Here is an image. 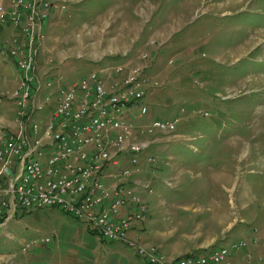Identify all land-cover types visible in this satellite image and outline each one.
Wrapping results in <instances>:
<instances>
[{"label":"rangeland","instance_id":"374dc122","mask_svg":"<svg viewBox=\"0 0 264 264\" xmlns=\"http://www.w3.org/2000/svg\"><path fill=\"white\" fill-rule=\"evenodd\" d=\"M115 5L114 0L84 1L81 6L91 17L103 16L94 25L68 17L72 12L68 5L57 19L58 9L52 12L35 59L41 76L58 70L64 82L70 83L80 78L73 68L85 64V59L107 57L98 71L109 73L119 65L140 64V52L147 54L149 80L142 101L150 110L145 121L178 120L172 134H154L152 140L157 138L158 143L147 150L155 157L153 150L166 147L159 153L174 170L167 176L171 186H163L164 192L193 204L195 211L190 209V213L197 222L200 219L199 230L204 232V224H211L208 229L213 227L211 234L218 241L210 249L229 248L243 240L246 246L232 253L231 264H264V0H131L129 13L120 7L104 15ZM10 6L11 0L0 1L5 17ZM8 29V24L0 27V50L2 44L23 41ZM151 38L156 41L148 44ZM109 53L122 58L115 60ZM87 74L82 72V76ZM103 76L106 85H111L113 74ZM123 77L117 76L116 81ZM153 82L157 87H150ZM17 87L14 63L0 54V139L22 131L10 99ZM47 97L50 101L34 117L42 126L57 100L53 92L44 91L41 101ZM5 179L1 177V182ZM207 203L210 211L203 206ZM57 211L61 219L72 218ZM44 213L45 209H18L7 227L15 242L0 236V264H43L29 254L33 247L50 242H41L44 232L38 218ZM223 221L233 227L223 232ZM26 243L29 248L22 252L20 246ZM158 251L169 260L183 257H167Z\"/></svg>","mask_w":264,"mask_h":264},{"label":"built area","instance_id":"2783aa9c","mask_svg":"<svg viewBox=\"0 0 264 264\" xmlns=\"http://www.w3.org/2000/svg\"><path fill=\"white\" fill-rule=\"evenodd\" d=\"M2 7L0 27L8 24L23 41L2 44L0 50L18 74V87L10 99L22 128L0 139V236L15 242L7 227L18 209L49 208L86 223L101 241L125 246L146 264H231L232 253L246 246L243 240L229 248L215 247L169 260L156 248H145L128 237L133 222L143 220L146 213L141 189L152 193L148 183L134 179L141 171V156L152 165L154 158L147 156V150L158 143L157 138L152 140L154 134L168 136L178 124L177 119L145 121L150 110L142 101L149 80L145 75L147 54L140 52V64L119 65L109 73L90 72L70 83L60 74L44 78L48 73L41 76L36 55L45 38V24L56 9H66L64 2L11 0L7 17ZM102 74H113L111 85H106ZM121 75L124 77L116 81ZM157 85L153 82L150 87ZM46 90L53 91L57 100L42 126L34 117L50 101L49 97L41 101ZM26 120L30 121L27 127ZM123 156H128L129 165L106 182L103 171L110 165L119 166ZM3 176L6 179L1 182ZM127 206L133 209L121 215ZM41 242L48 243L49 238ZM29 245L21 244V251H27Z\"/></svg>","mask_w":264,"mask_h":264},{"label":"crops","instance_id":"0c3cea01","mask_svg":"<svg viewBox=\"0 0 264 264\" xmlns=\"http://www.w3.org/2000/svg\"><path fill=\"white\" fill-rule=\"evenodd\" d=\"M0 1L4 2L6 0ZM84 1L86 0L62 1L66 5V9L68 5V8L72 10V12H69L68 17H74L77 19L81 18L83 24L93 23L94 25L98 23L103 16L96 15L91 17V12L87 8L81 6L84 4ZM114 2L116 3L115 8L113 10H108L104 15H109L120 7L128 13L131 11L129 8V2H131V0H114ZM77 6H79V8L73 11V8ZM57 11L58 16H56L55 19H57L62 13L61 10ZM83 19L88 21L85 22ZM52 20H54V18ZM174 25H177V28L179 27L178 22ZM8 30L10 31V35H13L14 31L12 29ZM170 38L168 41H170ZM154 41H156L155 38H151L147 43L149 44ZM108 55H115L112 56L115 60L122 58V56L118 54L109 53ZM75 59L77 60V58ZM103 59H97L96 61L85 59V64L79 63V65H76L73 69H78V72H75L81 76L82 72L90 73L92 67H95L98 71L100 70L99 63H101ZM66 64H69V62L62 63L60 68L67 66ZM81 65H83V68L80 67ZM58 68L55 67V69ZM68 69L71 68L69 67ZM148 72L149 71L147 70L146 74ZM59 73L61 72L56 70L50 72V76L55 77ZM52 92L53 91H49V94ZM141 122V120H138L137 123L142 124L143 122ZM162 150L165 151L166 147L153 150L152 155L155 157L152 156L154 158L152 165H148L144 160L146 157L141 156V171L134 176V179L148 183L152 189V193L148 194L141 189L140 192L145 202L146 213L143 220L133 222L132 227L128 232V237L145 247H154L157 250H160L167 257H184L191 255L194 252H203V250L210 249V247L214 245V242L218 241V236L215 237V235L211 234L213 227L208 229V226L211 224H204V232L199 230L200 219L197 222L195 220L196 217L190 213V209L191 212L195 211V208L192 207L193 204L178 201L176 193L169 194L164 192L163 186H171L167 181V176H169L170 173H173L174 169L171 164L161 157L159 152H163ZM149 154L150 153L148 152L147 156H149ZM127 159L128 156H123L119 166H107L103 171L104 174L107 177H110L114 172L120 170L121 167L128 166ZM162 187L163 189H161ZM154 194L157 195L154 196ZM203 206L210 211V203ZM132 209L131 206L122 208L121 215ZM198 209L200 210L201 207L199 206ZM60 215L61 213L57 210L47 208L45 209V213L38 218L42 223V226H39V229H42L44 232L41 238H49L50 242L48 244H40L37 247H33L34 252L29 254L31 258L38 259L39 262L43 264H143L141 259L136 257L125 246L118 243L101 241L86 223L76 220L73 217H68L69 220H64L60 218ZM227 223V221L221 222V224L224 225L225 231L223 232H226L233 227V223L228 224L226 227ZM200 231L203 232L205 236H203Z\"/></svg>","mask_w":264,"mask_h":264},{"label":"trees","instance_id":"16d2710c","mask_svg":"<svg viewBox=\"0 0 264 264\" xmlns=\"http://www.w3.org/2000/svg\"><path fill=\"white\" fill-rule=\"evenodd\" d=\"M92 72V71H91ZM145 75H147L146 73H145ZM56 210V209H55ZM126 214V213H125Z\"/></svg>","mask_w":264,"mask_h":264}]
</instances>
